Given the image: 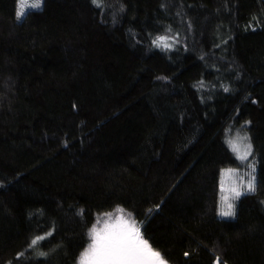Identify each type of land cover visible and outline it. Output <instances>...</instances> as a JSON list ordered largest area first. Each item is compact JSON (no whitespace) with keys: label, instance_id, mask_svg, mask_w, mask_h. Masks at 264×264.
I'll return each instance as SVG.
<instances>
[{"label":"trees","instance_id":"trees-1","mask_svg":"<svg viewBox=\"0 0 264 264\" xmlns=\"http://www.w3.org/2000/svg\"><path fill=\"white\" fill-rule=\"evenodd\" d=\"M16 9L0 0V264H79L118 207L166 264H264V0ZM232 128L255 189L221 218Z\"/></svg>","mask_w":264,"mask_h":264},{"label":"snow or ice","instance_id":"snow-or-ice-1","mask_svg":"<svg viewBox=\"0 0 264 264\" xmlns=\"http://www.w3.org/2000/svg\"><path fill=\"white\" fill-rule=\"evenodd\" d=\"M92 2L97 7H100L102 4V0H92ZM42 3L43 0H17V20L19 21L24 18L31 10H39L42 7ZM168 39L169 37L167 36H158L153 43L157 47L169 49L171 45L167 42ZM227 90L225 88V91ZM247 139L246 136H237L236 138L226 140L229 149L236 154L237 159L240 161L248 160V157L251 155V144L243 143ZM241 146H243V151L241 150ZM254 171L255 168L253 166ZM236 172V169L231 168L221 170V193L225 192L224 178L234 176ZM241 183H243L242 178ZM247 190H254V177L248 181ZM230 191L233 193L231 197L221 195V205L218 213L221 217L234 216V206L229 200H235L242 195L239 185H234ZM115 211L116 213L124 212L119 207ZM105 215L107 219L101 221L98 218L96 224L89 230L88 235L91 243L81 253L79 264H166L161 253L154 250L149 241L143 237L140 227L137 226L136 221L131 218L130 214L127 219L122 215H116L115 219H113L112 213ZM101 222L103 226L97 227ZM48 235H51V233L35 237L29 247L36 246L40 241L46 239ZM217 262L219 264V257H217Z\"/></svg>","mask_w":264,"mask_h":264},{"label":"rangeland","instance_id":"rangeland-1","mask_svg":"<svg viewBox=\"0 0 264 264\" xmlns=\"http://www.w3.org/2000/svg\"><path fill=\"white\" fill-rule=\"evenodd\" d=\"M43 2H44V0H43ZM42 6H43V3H42ZM26 11H27V9H26ZM228 130H227V139H229V138H236L237 136H240V137H245L246 136L248 138V135L247 134H244L239 129H236V128L233 129L232 128V130H230V131H228ZM238 131H240V132H238ZM243 143L244 144H249V140L247 139ZM241 150L243 151V146H241ZM235 156H236V154H235ZM253 166L255 168V171L254 172H253ZM230 168L231 169H236L237 172H236V175H234V176L225 177L224 178L225 192L224 193H221L220 192V199H219L220 204H219V208H220V205H221V195H228L229 197H231L233 195V193L230 191V189L234 185H239V190L242 192V195L241 196H243L245 194H249L250 192H253L254 191V190H252V191H248L247 190V183H248V181L254 177V186H255V180H256L255 173H256L257 166H255V162H254V160H253V158H252L251 155L248 157V160H246V161H240L238 159V166H237V168L226 167V168H223L222 170H226V169H230ZM241 178L243 179V183H241ZM219 179H220V184H221V171H220V177H219ZM219 190H221V188ZM237 199H235V200L230 199L229 202H231L233 204V206H234L235 203H236V201H237ZM109 213H112L113 214V219H115V216L116 215H122V216H124L125 219H127L128 218V215L130 214V213L126 212V211H124L123 213H116L115 210L112 211V212H109ZM218 213H219V209H218ZM234 213H235V211H234ZM218 216L221 217L219 214H218ZM98 218H100L101 221H103L104 219H107V216L105 214L100 215V216H97L96 217V221H97ZM131 218L133 219V216H131ZM221 218H228V217H221ZM96 221H95L94 224H96ZM102 226H103L102 222H101L100 225H97V227H102ZM88 240H90V242H89V244H90L91 243V239H90L89 236H88ZM78 262H80V258H79Z\"/></svg>","mask_w":264,"mask_h":264},{"label":"bare ground","instance_id":"bare-ground-1","mask_svg":"<svg viewBox=\"0 0 264 264\" xmlns=\"http://www.w3.org/2000/svg\"><path fill=\"white\" fill-rule=\"evenodd\" d=\"M215 264H218V262H215ZM219 264H221V263L219 262Z\"/></svg>","mask_w":264,"mask_h":264}]
</instances>
